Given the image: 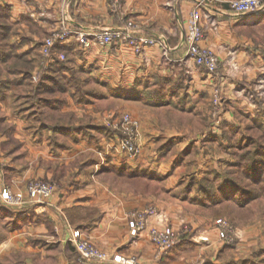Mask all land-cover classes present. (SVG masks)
Wrapping results in <instances>:
<instances>
[{"label":"crops","instance_id":"1","mask_svg":"<svg viewBox=\"0 0 264 264\" xmlns=\"http://www.w3.org/2000/svg\"><path fill=\"white\" fill-rule=\"evenodd\" d=\"M228 1L219 0L205 11L215 26L203 19L205 36L201 45L213 50L223 64L220 74H209L195 65L185 45L193 0H121L117 10L111 8L110 0H0V29L5 30H0V80L15 81L12 87H0V94L10 88L18 93L26 89L23 95L29 100L37 93L44 99L39 112L50 120L38 128L48 131L44 132L47 138L41 139L36 130H30L32 121H20L16 115L11 120L5 118L3 123L9 124L6 128L0 120V187L26 195L31 181L44 179L58 184L45 203L26 202L19 207L0 203V264H93L82 260L69 243L71 229L83 231L109 255L137 257L141 264H249L241 258L245 254L241 243L228 247L218 239L215 222L228 216L225 203L179 198L177 185L185 170L173 165L171 154L170 163L164 160L166 156L158 158V149L167 142L175 140V146H181L195 132L194 124L180 116L192 109L188 100L195 99L196 94L209 96L218 85L229 100L252 89L262 101L252 105L250 112L264 115V11L237 15L228 8ZM42 16L54 19V26L42 25ZM61 20L74 30L90 31L122 29L130 21L138 37L153 38L156 44L136 55L130 47L116 44L83 50L71 38L56 46L66 61L44 60L40 54L42 43ZM40 71L47 84L57 74L66 84L59 92L51 86L36 92L31 81ZM27 78L31 81L23 88ZM100 85L122 97L119 112L138 121L140 132L141 153L136 159L116 153L107 157L108 162L145 166L157 172L159 178H118L104 170L101 163L92 169L68 168L73 151L55 152L47 147L50 139L62 142L60 135L67 142L68 137L75 141L84 138L86 132L94 135L85 126L69 124L63 117L92 115L94 96L104 94ZM46 93H55L53 101L42 97ZM84 95L91 97L86 100ZM134 95L139 97H130ZM159 100L160 104H154ZM3 102L0 98V112L8 113L11 109ZM34 106L30 104L28 111ZM94 121V126L86 127L95 132L105 128ZM225 121L235 122L228 108ZM214 133L211 141L220 138L223 143L226 137L222 131ZM223 147L228 148L226 144ZM38 158L58 163L35 169L32 164ZM65 159L69 160L63 162ZM19 160L30 165L26 168ZM149 207L154 213L147 218V228L132 237L130 213ZM155 226H170L181 232L178 246L158 255L149 238V229Z\"/></svg>","mask_w":264,"mask_h":264},{"label":"rangeland","instance_id":"2","mask_svg":"<svg viewBox=\"0 0 264 264\" xmlns=\"http://www.w3.org/2000/svg\"><path fill=\"white\" fill-rule=\"evenodd\" d=\"M40 18L42 19H40L42 25L48 27L49 25L54 26L55 24V20L47 16H42ZM0 30L5 32V30ZM46 35L49 36L50 34ZM57 70L60 71L61 68H57ZM222 70L223 64L221 63L216 74H220ZM0 79L2 78L0 77ZM3 80L9 82L11 87L15 82L11 78ZM25 80L23 88L28 87L27 85L31 81L28 78ZM31 82L33 83V87L36 88L35 81L32 79ZM45 84L46 85H43L45 87L51 86L53 88H58L57 92H59V88L66 83L61 76L57 74L52 81L48 83L49 85L47 83ZM98 88L104 94L96 95L93 98V105L95 107L93 114L95 115L78 113L75 116L68 115L63 117L64 120H68L69 124L75 125L79 123L85 126L86 129H90L89 132L92 131L90 134L94 135L89 136L87 135L88 132H86V134L84 133V138H82L83 136L79 137L78 141L68 137L67 140H69V142L65 141V139H61L65 136L60 135L58 138L62 142H58L55 139H50L49 142H46L47 147L55 152L63 149L65 151H73L74 157L71 161L69 159L63 161L67 162V160H69L67 164L68 168L79 169L81 167H86L92 169L97 163H101L100 166L103 168V166L109 164L107 157L116 154L113 150L114 141H109L110 138L113 139L115 137L116 133L109 123L113 118L121 116V112L119 111L122 110L119 109V100L122 97L110 94L103 85H100ZM24 91L27 92L26 89H24ZM23 93L12 91V88H10L5 94H0V98L4 100L3 103L7 104L11 109L8 113L6 111L0 112L2 125H6L8 126L6 128H9V124H6L7 122L3 123V121L5 118L11 120L13 116L17 115L20 117V121H32L30 130H36L37 136L39 135L40 139L43 138V136L46 137L47 135H44V132L48 133V131L45 128L38 129L40 125L44 124L43 122L47 123V121H50L45 120L46 117H44L43 112L42 116L41 112H39L38 107L44 105V99H40L39 95L36 93L35 98H30L28 100V95H23ZM42 97L53 101L52 98L55 97V93H46V95ZM83 97L85 99H90L91 96L84 95ZM195 97V99L188 100L192 109L189 110L186 115H180L182 117L184 116L191 124H194L193 128H196L195 132L192 131L187 138V143H183L181 146H175V140L167 142V145L158 149V158L160 159L166 156L164 160L168 163L170 161L168 155L171 154V156H173V165H180L181 168L185 170V174L180 175V185H177L178 189L176 193L179 198H191L196 201L202 198L203 201L211 200L213 202L217 201L229 204V214H227V217L222 218L226 219L231 224L233 233L229 235L227 241L218 239L228 247H236L241 243L243 245V253H245L241 258L249 260V264L251 262H253V264H264V115L250 112V110L254 108L252 105L257 104L258 101H262V99L255 96L252 89H248L243 91L240 96L235 95L231 101L220 85L214 87L209 96H199L196 94ZM89 101L84 102L86 103ZM244 102L246 105L243 104ZM30 104L35 105L32 109L33 111L35 110L34 112H32V110L28 111ZM177 105H180V102H177ZM227 108L233 112L235 122L232 124H225V122H227L225 121ZM98 116L101 117L100 121H98L100 119ZM37 119H39L38 122ZM94 120H97L96 122H99V124H103L106 130L104 132H102L103 130L95 132V130H91L90 127H86L90 125L94 126V124H96ZM134 121L136 120L134 119ZM8 122L10 123V121ZM136 123L139 132V123L138 121H136ZM20 125L22 126L23 124ZM37 125L38 127H36ZM216 131H222L223 136L225 135L226 139H223V143L219 141L220 138L218 141H211L210 135ZM80 141H84L83 144H77ZM224 144H226L228 148L225 149L223 147ZM25 147L27 149V144H25ZM223 150H227V154H225ZM223 157H225V159ZM255 160L257 161L256 163H254ZM35 161L36 162L32 164L35 169H42L43 167L49 166V164L56 165L58 163L54 159L46 160L45 158H38ZM19 162L24 167L30 165L24 160H19ZM121 165L140 170L147 169L146 171L157 174V172H152L145 166L135 167L132 164L128 165L125 163L120 164V166ZM52 166L53 165H51V167ZM251 168L252 172L250 175H247L248 170ZM241 169H243L244 176L240 174ZM167 175L168 174H164L162 176L167 177ZM48 182L58 185L56 182ZM231 183L240 184L241 190L237 191L236 188H233L235 186L232 187V185H230ZM231 197L232 200L230 199ZM253 197L255 199H252Z\"/></svg>","mask_w":264,"mask_h":264},{"label":"built area","instance_id":"3","mask_svg":"<svg viewBox=\"0 0 264 264\" xmlns=\"http://www.w3.org/2000/svg\"><path fill=\"white\" fill-rule=\"evenodd\" d=\"M219 0H193L189 24L185 34V45L189 57L195 65L209 74H216L221 61L211 49L205 48L201 42L205 36L203 19H207L212 26L211 17L205 14L209 5ZM231 12L237 15L260 14L264 11V0H229L227 2ZM121 0H110L113 10L120 8ZM71 38L83 49L89 50L95 46L106 47L111 45H126L134 54L140 55L145 47L153 46V38L138 37L132 22H127L122 29H106L100 31L74 30L64 20L58 23L50 35L44 39L40 54L44 60L66 61L64 53L56 51V46L67 43ZM234 67V66H233ZM33 81L38 80V75ZM112 119V118H111ZM109 125L115 131L113 150L117 154L126 156L129 160L136 159L140 154V136L137 123L130 114H121L118 118L110 120ZM55 185L46 180L31 181L26 186V195L23 192H13L10 187H0V203L7 207H19L26 202L45 203L55 192ZM154 213L153 208L144 211H135L129 215V228L132 237H136L147 228V218ZM218 238L227 241L233 233L231 224L223 218L215 222ZM181 233L170 226L151 227L149 238L156 247L158 255L166 254L181 240ZM69 243L73 245L80 258L93 264H141L137 257L126 258L121 254L109 255L102 251L85 233L79 229H71ZM157 255V256H158Z\"/></svg>","mask_w":264,"mask_h":264},{"label":"trees","instance_id":"4","mask_svg":"<svg viewBox=\"0 0 264 264\" xmlns=\"http://www.w3.org/2000/svg\"><path fill=\"white\" fill-rule=\"evenodd\" d=\"M1 41H2V36L0 35V42ZM35 83H36L35 84L36 85L35 86L36 87L35 88L36 92H38V91L41 92L42 90H44V88H45V90L48 89V87L43 86V85H46L45 84L46 80L44 78V75H43L42 71H40V73L38 74V80ZM8 84H9V82H7L6 80H0V87H2V86L5 87ZM130 97H139V96L134 95V96H130ZM161 102L162 101L159 100L157 102H154V104H160ZM101 130L105 131L106 129L105 128H101ZM256 162L257 161L255 160L254 163H256ZM103 169L113 173L115 176H117L118 178H122V179H129V180H131V179H147V180H153L155 178H159L158 174H156V173H151V172H148L146 170L134 169V168H131V167L126 166V165H121L120 166V165H115V164H110L109 163L108 165H105V167ZM251 172H252V168L248 170L247 175H250ZM240 174L242 176H244L243 169L240 170ZM245 177H246V175H245ZM254 180H255V178H254ZM230 185H232V187L235 186L233 188H236L237 191L241 190L240 184L231 183ZM246 191H249V190H246ZM230 199L232 200V197ZM233 199H235V198H233ZM252 199H255V198L253 197ZM223 206H224L225 212L227 214H229V210H228L229 204H224Z\"/></svg>","mask_w":264,"mask_h":264},{"label":"water","instance_id":"5","mask_svg":"<svg viewBox=\"0 0 264 264\" xmlns=\"http://www.w3.org/2000/svg\"><path fill=\"white\" fill-rule=\"evenodd\" d=\"M255 14V13H254Z\"/></svg>","mask_w":264,"mask_h":264}]
</instances>
